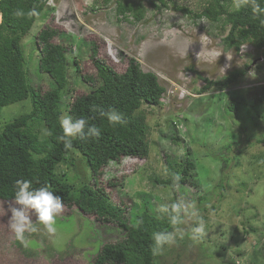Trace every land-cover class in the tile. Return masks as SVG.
Returning <instances> with one entry per match:
<instances>
[{
  "label": "rangeland",
  "instance_id": "obj_1",
  "mask_svg": "<svg viewBox=\"0 0 264 264\" xmlns=\"http://www.w3.org/2000/svg\"><path fill=\"white\" fill-rule=\"evenodd\" d=\"M118 1L47 0L22 39L31 82L42 91L55 84L39 68L36 36L47 25L58 28L55 41L70 48L63 116H68L74 95L91 88L83 75L97 71L91 57L92 41L98 57L119 71L130 57L137 58L142 69L156 73L166 88L159 105L144 103L137 111L150 126L149 156L112 161L98 176L100 185L116 204L128 206L132 223L146 208L160 216L157 208L161 202L186 199L195 203L206 225L205 236L200 243L187 234L183 239L178 236L175 244L163 249L159 264H264V142L258 141L264 138V101H257L264 85V51L250 43L240 51L226 49L223 39L230 25L194 17L210 0H165L167 4L122 0L134 4V12L141 8V18L134 12H119ZM176 6L188 7L192 13L176 10ZM235 69L245 74L228 87L202 89L204 78L218 80ZM233 101L238 102L236 110L231 108ZM31 109L30 98L12 103L2 109L0 120L12 121ZM35 128L44 138L45 126L41 123ZM77 150L68 156L74 164L58 166V172H65L73 184L74 196L91 178L87 161ZM185 158L195 164L191 173L198 186L187 183L174 191L153 180L169 175V161L179 163ZM222 179L225 186L221 189ZM205 194L209 198L201 203ZM11 202L0 200V264H94L104 242L124 235L116 225L101 222L76 205H64L56 218V234L49 236L37 224L38 232L26 234L29 247L25 248L9 228ZM182 227L187 233V226Z\"/></svg>",
  "mask_w": 264,
  "mask_h": 264
},
{
  "label": "trees",
  "instance_id": "obj_2",
  "mask_svg": "<svg viewBox=\"0 0 264 264\" xmlns=\"http://www.w3.org/2000/svg\"><path fill=\"white\" fill-rule=\"evenodd\" d=\"M162 1L167 4L165 0ZM231 2L232 0H210L194 17L207 19L210 23L230 25L228 34L223 39L226 49L240 51L243 45L250 43L264 51V27L259 26V19L253 17L250 9L236 11L231 8ZM152 3L158 7L155 2ZM259 3L264 7V0H259ZM46 4L47 0H0V117L5 106L27 98L32 101L30 112L6 123L0 120V200H14L15 181L18 179L30 180L33 188L48 184L51 191L62 197L64 205H76L85 214H93L101 222L116 225L124 234L115 241L104 242L95 254L94 264H159L162 256L152 255L151 235L164 229L171 231L167 218H160L146 208L139 217L143 223L139 227H133L134 223L127 216L128 206L124 203L116 204L106 187L100 185L98 176L112 161L119 162L124 157L148 158L150 126L146 117L137 111L144 103L159 105L166 88L157 74L143 70L135 57L128 59V65L123 71L106 63L103 58L98 57L97 45L92 41L91 57L97 71L93 75H83L91 88L74 95L68 105V116L73 121L85 118L89 125L95 124L100 129L101 135L88 141L73 138L72 148L66 150L58 137L62 134L60 117L63 116V92L69 84L67 52L70 48L55 41L60 34L58 28L47 25L38 32L36 41L41 52L39 68L49 74L55 83L51 89L42 91L31 82L22 46V39L30 32ZM33 7L39 12V16L29 19L25 15V18L20 19L13 15L18 8L27 13ZM175 9L186 14L192 13L188 7L176 6ZM134 10V4L118 1L119 12ZM142 12L140 8L134 12V16L141 18ZM74 62L80 63L77 58H74ZM77 68L79 70V66ZM244 74V70L235 69L218 80L204 78L206 85L202 89L206 91L212 87H228ZM257 101H264V85ZM112 108L117 109L123 117V122L115 126L108 122L107 117H102L99 111ZM231 108L236 110L238 102L233 101ZM41 123L49 133L44 138H40V131L35 128ZM258 141L264 142V138ZM76 149L86 159L91 178L83 182L78 188V195L74 196L73 184L69 182L65 172H58V166L64 162L74 164V160L68 156ZM168 163L169 175L154 177L155 182L176 191L172 187L170 174L178 172L182 176L179 185L188 183L198 186L191 173L195 167L193 161L185 158L179 163ZM225 163L227 167L226 159ZM108 183L113 186L118 184L116 181ZM223 185L224 179L218 186L222 189ZM220 195H223V191ZM208 198L209 194L201 196V203Z\"/></svg>",
  "mask_w": 264,
  "mask_h": 264
},
{
  "label": "clouds",
  "instance_id": "obj_3",
  "mask_svg": "<svg viewBox=\"0 0 264 264\" xmlns=\"http://www.w3.org/2000/svg\"><path fill=\"white\" fill-rule=\"evenodd\" d=\"M232 7L236 11L250 9L253 17L259 19V26L264 27V7L261 6L259 0H232ZM13 15L20 19L25 18L26 15L30 19L39 16V12L35 7L27 13L18 8L13 12ZM197 56L199 58L200 52L197 53ZM227 58L228 60L232 59L230 56ZM99 111L100 115L107 117L108 122L113 126L123 122L122 114L115 108L108 111L99 109ZM60 126L62 134L59 135L58 139L64 144L66 150L72 148L73 138L79 137L83 141H88L101 135L100 129L95 124L89 125L83 117L73 121L70 116H61ZM45 134L49 133L46 132ZM170 179L172 187L178 189L182 179L180 173L172 172ZM15 189L14 200L8 205L10 212L8 224L15 238L21 245L28 248L29 240L26 234L31 235L38 232L37 224L42 225L49 236H54L57 232L56 218L64 211L62 197L51 191L48 184L33 188L32 182L25 179L16 180ZM157 211L160 218H167L171 231L164 229L152 233L150 249L153 256L161 254L165 246L175 244L178 236L183 239L187 234L194 243H200L206 234L204 219L195 203L189 200L177 199L161 202L158 204ZM33 215L35 216V223L33 222ZM142 223V219H137L132 226L139 227ZM182 226H187V233Z\"/></svg>",
  "mask_w": 264,
  "mask_h": 264
}]
</instances>
